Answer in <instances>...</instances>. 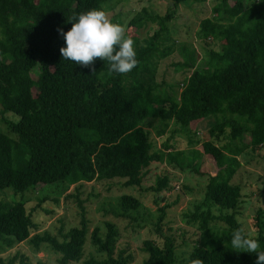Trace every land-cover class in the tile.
Wrapping results in <instances>:
<instances>
[{"label":"trees","instance_id":"1","mask_svg":"<svg viewBox=\"0 0 264 264\" xmlns=\"http://www.w3.org/2000/svg\"><path fill=\"white\" fill-rule=\"evenodd\" d=\"M112 1L0 0V106L10 128L9 133L0 130V194L13 192L12 200L0 198V264H33L20 250L7 258L1 255L23 241L36 252L49 246L58 255L55 264H136L131 244H119L116 223L107 221L106 234L99 227L89 231L82 200L80 223L53 234L41 231L26 194L45 187L39 200L46 201L52 188L62 193L72 184L115 178L125 179L126 187L142 186L154 163L208 175L203 201L186 213L202 232L187 258L203 264H255V253H237L231 246L233 230L243 226L237 224L242 190L232 180L242 164L240 155L264 145V0H218L195 32L196 40L206 44L208 57L201 60L192 43L171 36L168 21L181 4L206 0H172L167 15L147 6L138 10L125 35L133 39L139 63L126 75H109L108 62L99 59L95 72L65 60L60 48L66 43L58 29L67 32L70 17L104 10ZM155 24L158 29L142 41L133 32ZM177 49L183 55L177 66L185 75L179 95H170L157 80L158 62ZM207 118L214 119L208 136L191 137L189 146L201 143L215 171L193 163L199 157L196 150L193 160L169 142L157 147L152 136L151 128L161 137L171 121L190 132ZM223 141L227 143L220 145ZM172 182L167 169L145 190L154 192L159 204ZM119 205L116 216L138 220L133 211L142 205L140 198L125 194ZM169 205L158 208L154 223L161 241L146 239L143 250L148 256L137 264L179 261L176 235L162 229ZM217 221L225 225L216 227ZM256 225L258 233L252 238L264 250L263 213H258ZM88 241L99 256L87 252Z\"/></svg>","mask_w":264,"mask_h":264},{"label":"rangeland","instance_id":"2","mask_svg":"<svg viewBox=\"0 0 264 264\" xmlns=\"http://www.w3.org/2000/svg\"><path fill=\"white\" fill-rule=\"evenodd\" d=\"M217 1L206 0L200 4L188 1L186 4H181L175 11L173 19L168 21L171 36L177 39L178 42L192 43L200 55V60L203 57H208V54L206 53L207 49L203 48L206 44L204 45L203 42L200 43L196 40L195 32L200 25V21L212 14L213 6ZM143 6L150 7L161 15H167L173 7V2L172 0H113L105 4L104 11L114 23L125 25L127 32L129 20ZM158 27L155 24L139 30L133 28V32L142 41L153 34ZM181 61H183V55L177 49L172 55L158 62L157 80L162 83V88L167 90L170 95H179L181 91L179 82L185 75L184 70L177 66V63ZM7 116L12 119L18 117L14 112H7ZM213 123V118L204 119L197 124L195 129L189 132L183 130L179 123L171 121L168 130L161 137L155 135L154 127L151 128L152 136L157 147H162L164 142H169L174 145L172 146L174 150L177 148L186 151L189 153V158L193 160L195 157L194 150H196L199 157L193 163H196L197 167H201V170L215 171L216 167L204 154L201 143L189 146L191 137L193 139L199 137L204 140L208 136V129ZM0 130L10 132L8 124L3 120L1 106ZM249 139L250 136L246 135V141ZM225 143L227 141L219 142L220 145ZM240 159L242 164L234 175L232 182L241 186L243 199L238 218L243 222V227L252 237L258 233L256 225L258 213H263L264 217V145L257 150L248 148L240 155ZM167 169L171 171L173 177V188L165 194L166 200H161L157 204L155 193L145 189L155 183L157 177L166 172ZM208 180V175L202 176L192 168L182 172L179 169H173L167 163H154L142 186L126 187L123 184L125 181L123 178L93 180L82 184H72L69 189L62 193H58L57 189L52 188L50 198L46 201H40L39 199L47 190L43 187L39 188L38 191L27 192L28 203L26 205L29 210L33 211L34 219L42 225L41 231L50 230L53 234H58L62 227L65 226L67 230L80 223L83 212L80 207V200H82L88 219L89 231L92 232L96 227H99L101 233L106 234L108 232L107 221L116 223L120 231L119 244L130 243L131 248L137 252V263H139L148 256L147 252L143 250V242L146 239L161 241V237L155 232L154 223L157 222L160 214L158 208L165 203H169L162 229L166 233L176 235L179 257L177 264H182L183 259L185 260L192 250L193 242L196 239H202L199 224L189 222L186 213L193 211L195 205L203 201ZM12 193L8 190L6 193H1L0 198L12 200ZM125 194L134 195L142 200L139 209L133 211V215L138 217V220L133 223L130 219L116 216V212L120 211V199ZM56 197L59 198V202L54 201ZM214 211L216 214L220 213L217 207H214ZM222 225H225V222H216V227L222 228ZM17 250L28 254L33 264H38V261L55 264L58 258V255L49 246H43L40 251L36 252L28 241L16 244L1 255L7 258ZM90 251L97 256L100 255L95 247L91 245V241H88L87 252Z\"/></svg>","mask_w":264,"mask_h":264},{"label":"clouds","instance_id":"3","mask_svg":"<svg viewBox=\"0 0 264 264\" xmlns=\"http://www.w3.org/2000/svg\"><path fill=\"white\" fill-rule=\"evenodd\" d=\"M68 21L72 25L70 30L58 29L66 43V47L60 48L65 60L90 68L92 72H95L97 59L107 61L109 75H126L137 67L139 61L134 41L130 36L126 37L125 25L114 23L104 10H88L73 15ZM237 224L243 222L238 219ZM231 246L237 253H255V264H264V250H260L258 240L252 238L243 226L233 230ZM186 259L188 264H203L200 259Z\"/></svg>","mask_w":264,"mask_h":264}]
</instances>
